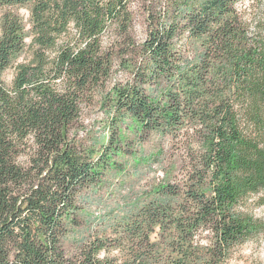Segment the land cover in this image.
<instances>
[{
    "label": "trees",
    "instance_id": "1",
    "mask_svg": "<svg viewBox=\"0 0 264 264\" xmlns=\"http://www.w3.org/2000/svg\"><path fill=\"white\" fill-rule=\"evenodd\" d=\"M133 1L0 0V264H226L257 233L239 206L264 188V0L252 18L242 0H145L141 42ZM117 62L131 79L109 86ZM97 95L111 131L87 145L77 131ZM127 119L176 142L180 173L69 248Z\"/></svg>",
    "mask_w": 264,
    "mask_h": 264
},
{
    "label": "rangeland",
    "instance_id": "2",
    "mask_svg": "<svg viewBox=\"0 0 264 264\" xmlns=\"http://www.w3.org/2000/svg\"><path fill=\"white\" fill-rule=\"evenodd\" d=\"M239 6L250 18L262 10V7L256 6V0H242ZM151 8L153 5L145 0H134L131 3L133 16L131 31L137 42H141L146 36L149 12L153 11ZM160 11V7L155 9L157 13ZM18 12L26 18L29 16L27 7L19 8ZM3 13L4 10L0 9V32ZM106 39L107 42L114 39V34H106ZM190 50L192 51V48ZM188 55L193 56L190 51ZM32 57V50L26 48L15 58L11 67L4 73L6 82L11 83L15 68L21 63L31 61ZM129 79H131L129 71H124L121 62H117L109 86L114 82H126ZM101 100L102 96L97 95L90 105L83 107L77 137L87 145L93 141L100 143L107 140L110 135L111 130L108 127L111 125L112 116L106 114ZM119 131L121 141L118 145L124 150L115 157L116 166L106 171L97 185L82 192L81 223L69 233L70 238L67 242L69 248H74L81 237L88 238L89 234L85 232L89 228L96 235L102 234L107 228H103L101 218L121 215L127 211L128 206L147 197L150 189L165 178L167 173L170 177L177 176L184 164L183 151L170 138L158 132L143 134L137 124L130 119L120 125ZM261 146L264 148V141ZM98 148L100 151L103 149L100 144ZM239 210L252 218L259 229L255 235L233 248L226 264H264V188L248 194L240 203Z\"/></svg>",
    "mask_w": 264,
    "mask_h": 264
}]
</instances>
